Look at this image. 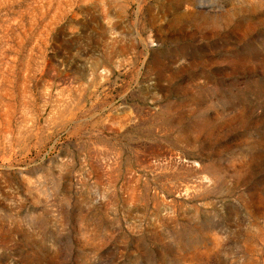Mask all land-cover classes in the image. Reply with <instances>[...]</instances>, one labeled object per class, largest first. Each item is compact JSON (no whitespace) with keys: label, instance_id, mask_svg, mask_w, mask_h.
I'll return each mask as SVG.
<instances>
[{"label":"rangeland","instance_id":"obj_1","mask_svg":"<svg viewBox=\"0 0 264 264\" xmlns=\"http://www.w3.org/2000/svg\"><path fill=\"white\" fill-rule=\"evenodd\" d=\"M0 264H264V0H0Z\"/></svg>","mask_w":264,"mask_h":264}]
</instances>
